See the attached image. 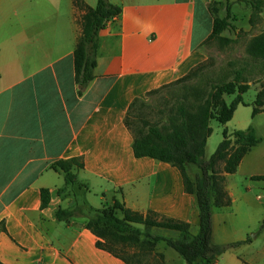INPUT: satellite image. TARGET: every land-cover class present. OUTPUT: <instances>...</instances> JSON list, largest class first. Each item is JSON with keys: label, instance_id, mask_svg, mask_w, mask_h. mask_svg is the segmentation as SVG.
I'll use <instances>...</instances> for the list:
<instances>
[{"label": "crops", "instance_id": "crops-1", "mask_svg": "<svg viewBox=\"0 0 264 264\" xmlns=\"http://www.w3.org/2000/svg\"><path fill=\"white\" fill-rule=\"evenodd\" d=\"M83 1L90 7L98 2ZM109 1L122 12L100 31L95 78L80 94L74 50L84 10L74 0H0V223L6 227L0 230V264H127L97 246L84 218H56L60 207L76 205L72 193H58L65 178L51 165L60 159H82L84 168L76 173L93 208L118 199L134 211L152 210L199 231L196 200L180 170L136 157L125 118L136 98L205 61L202 44L214 20L209 4L221 0ZM201 9L207 28L196 35ZM255 100L239 104L224 129L231 134L252 125L260 142L235 173H222L232 202L213 208L215 244L249 240L216 264H264V109L254 113ZM43 188L51 192L45 208ZM156 229L179 237L158 227L153 234ZM161 245L165 264H184Z\"/></svg>", "mask_w": 264, "mask_h": 264}, {"label": "trees", "instance_id": "trees-1", "mask_svg": "<svg viewBox=\"0 0 264 264\" xmlns=\"http://www.w3.org/2000/svg\"><path fill=\"white\" fill-rule=\"evenodd\" d=\"M246 1L253 9V21L263 10L264 0ZM74 4L84 10L81 17L82 34L74 50L75 80L82 94L95 78L99 33L108 21L121 14L122 9L109 0H98L96 7L88 6L83 0H74ZM211 9L210 3V12ZM230 27L229 14L225 17L214 15L212 31L204 43L220 39L222 33ZM247 53L264 66V32L248 43ZM203 66L202 62L184 77L148 93L152 95L171 89V97L158 103L154 118L145 116L142 109L146 105L144 98H136L132 102L125 118L127 127L134 135L133 150L136 157H151L180 170L186 192L194 196L199 210L200 227L196 234L191 232L189 222L166 217L152 210L146 214L134 211L118 199L101 208H93L83 197L87 186L78 180L76 173V170L84 168L82 159H60L51 165V168L63 173L65 178V186L58 193L69 191L76 198V205L72 208L60 207L56 218L66 223L73 218H84V227L98 237L97 246L122 258L127 264H145L142 263V257L151 254L153 247L159 243L174 249L186 264H216L226 251L249 240L215 244L212 240L213 208L231 204L225 188L226 177L222 173H235L243 157L260 142L255 128L251 125L231 134L224 129L223 139L215 152L209 158L205 153L208 138L213 132L211 120L215 119L223 125L230 121L238 105L244 103L243 94L251 84L244 80L241 69L236 72L234 81L213 83L209 90L185 86L183 91H174L177 84L197 76ZM225 95L235 97L227 102ZM255 106L254 113L264 109L263 90L257 94ZM222 164L223 170L220 168ZM41 197L42 207L45 208L50 202V190L43 188ZM88 211L92 214H88ZM140 225L177 231L179 237L147 233ZM260 229L264 230V219ZM0 230H6L4 223H0ZM141 236H145V240ZM131 244L140 245L143 250L132 255L136 258L135 263L121 254ZM157 256L152 264H165L164 254L157 252Z\"/></svg>", "mask_w": 264, "mask_h": 264}, {"label": "rangeland", "instance_id": "rangeland-1", "mask_svg": "<svg viewBox=\"0 0 264 264\" xmlns=\"http://www.w3.org/2000/svg\"><path fill=\"white\" fill-rule=\"evenodd\" d=\"M211 8L213 16L225 17L229 14V21L232 27L225 30L220 39H213L208 43L202 44V49L206 55V59L203 62L204 66L197 76L177 84L174 87V91L178 89L183 91V87L185 86L209 90L213 83L234 81L236 72L243 69L244 80L249 81V84H251L250 89L243 94V97L246 102L253 103L257 98L259 89L256 86L261 87L264 91V66H262L261 62L256 61L247 53V45L254 37L264 32V8L262 12L253 18V21L251 20L253 9L246 0L212 1ZM206 28L204 11L201 9L198 12L196 35L201 34ZM253 84L256 86L254 87ZM170 94L171 89H164L157 94L148 95L147 98L144 99L146 105L142 107L145 116L154 118L158 103L164 101L165 98H170ZM234 97L235 95L224 96L227 102H231ZM210 125L213 132L208 138L206 146L205 155L207 158L215 152L219 143L222 141L223 130L225 128V125L215 119L211 120ZM85 208L88 210L87 207ZM88 214H92V212ZM139 227L147 233H152V228L143 225ZM169 232L173 233L172 231ZM155 233L160 235L163 234L164 231L156 229ZM141 239L145 240V236H141ZM161 244L163 243L156 244L151 254L143 256L142 263L152 264L155 262V259L158 258L157 252H160L162 249ZM140 250L143 251L140 245L131 244L127 245L125 251H122L121 254L135 263L136 258L132 257V255ZM169 250L180 256L174 249L169 248ZM180 258L185 264L186 261L181 256Z\"/></svg>", "mask_w": 264, "mask_h": 264}, {"label": "water", "instance_id": "water-1", "mask_svg": "<svg viewBox=\"0 0 264 264\" xmlns=\"http://www.w3.org/2000/svg\"><path fill=\"white\" fill-rule=\"evenodd\" d=\"M252 236H253V237H255V235H254V234H252Z\"/></svg>", "mask_w": 264, "mask_h": 264}, {"label": "built area", "instance_id": "built-area-1", "mask_svg": "<svg viewBox=\"0 0 264 264\" xmlns=\"http://www.w3.org/2000/svg\"><path fill=\"white\" fill-rule=\"evenodd\" d=\"M111 20H113V19H111ZM111 20H110V21H111ZM110 21H108V23H109Z\"/></svg>", "mask_w": 264, "mask_h": 264}]
</instances>
